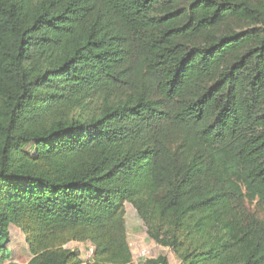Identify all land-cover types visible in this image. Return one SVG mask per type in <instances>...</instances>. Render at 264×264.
I'll return each instance as SVG.
<instances>
[{
	"label": "trees",
	"instance_id": "trees-1",
	"mask_svg": "<svg viewBox=\"0 0 264 264\" xmlns=\"http://www.w3.org/2000/svg\"><path fill=\"white\" fill-rule=\"evenodd\" d=\"M126 203L177 264H264V0H0V264L10 225L133 264Z\"/></svg>",
	"mask_w": 264,
	"mask_h": 264
},
{
	"label": "rangeland",
	"instance_id": "rangeland-1",
	"mask_svg": "<svg viewBox=\"0 0 264 264\" xmlns=\"http://www.w3.org/2000/svg\"><path fill=\"white\" fill-rule=\"evenodd\" d=\"M259 216L264 219V208L259 211ZM124 219L126 240L132 253L133 264H141L144 260L158 255L165 256L170 264L178 263V258L172 250L156 243L149 237L146 225L130 203L124 205ZM4 246L10 251V259L6 261L7 264L10 262L27 264L31 256L24 235L18 228L10 225L8 239ZM65 247L77 251L83 264H87L92 256L93 245L89 241H71Z\"/></svg>",
	"mask_w": 264,
	"mask_h": 264
}]
</instances>
